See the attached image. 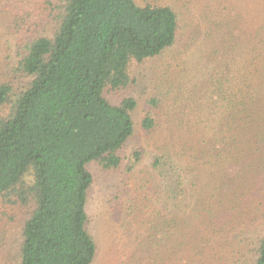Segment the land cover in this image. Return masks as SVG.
<instances>
[{"label":"trees","instance_id":"16d2710c","mask_svg":"<svg viewBox=\"0 0 264 264\" xmlns=\"http://www.w3.org/2000/svg\"><path fill=\"white\" fill-rule=\"evenodd\" d=\"M184 1L206 28L186 35L189 51L200 41L179 72L158 78L142 121L156 139L145 190L123 183L108 212L122 233L144 230L138 264H264V0ZM179 30L166 5L0 0V205L26 212L19 264L94 263L87 166L122 167L137 107L104 92L127 89L129 65L162 56ZM201 53L222 56L220 69Z\"/></svg>","mask_w":264,"mask_h":264},{"label":"rangeland","instance_id":"374dc122","mask_svg":"<svg viewBox=\"0 0 264 264\" xmlns=\"http://www.w3.org/2000/svg\"><path fill=\"white\" fill-rule=\"evenodd\" d=\"M135 1L139 6L149 3L170 6L178 15L180 30L177 44L162 56L143 63L132 62L129 65L131 84L127 89L108 88L104 92V97L113 105H119L125 98H133L137 102V107L132 114L135 125L134 135L119 152L123 159L122 167L119 170H107L99 162H92L87 166L93 176L87 206L90 233L98 245V255L93 264H138V260L135 258L138 244L133 242L137 234H134V231L143 232L144 230L141 228L137 230V226L133 224L134 229L130 227V230L126 232L127 235L122 233V221L114 219L108 210L113 206L112 200L123 183H127V190L134 197L141 196L145 190L151 174L156 139L143 130L142 121L151 110L149 102L161 88L158 78L165 74L168 75V73L179 72L181 65H184L187 60V55L196 49L195 47L200 41L198 40L195 47L191 45L189 51L184 46L186 35L190 30H197L201 39L206 28L194 6L184 0ZM201 59L208 62L213 68L219 69L220 64L224 61V58L218 53H201ZM205 64L202 63L198 66L200 73L207 69ZM137 151L144 152L143 160L133 175H126L130 159ZM259 172L261 177L263 175L261 189L264 190V168ZM25 214L26 212L17 206L0 205V240H2L1 246L3 243L6 246L3 248L7 253V264H19L17 244L22 222L26 218ZM260 223L261 221H257L256 226Z\"/></svg>","mask_w":264,"mask_h":264}]
</instances>
